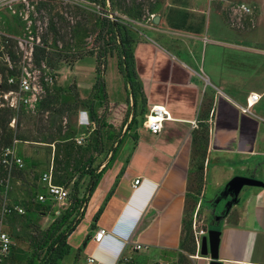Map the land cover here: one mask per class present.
Segmentation results:
<instances>
[{
  "label": "crops",
  "instance_id": "0c3cea01",
  "mask_svg": "<svg viewBox=\"0 0 264 264\" xmlns=\"http://www.w3.org/2000/svg\"><path fill=\"white\" fill-rule=\"evenodd\" d=\"M221 10L207 12L195 1L168 0L165 12L154 14L158 24L135 29V70L146 108L165 106L170 119L157 134L143 128L141 121L119 137L113 158L110 152L96 168H104L103 173L67 238L71 249L61 264H116L124 254L133 264H148L151 258L175 263L183 218L202 205L209 176L220 186V167L228 166L231 175L239 170L264 182V88L234 87L235 66L224 53L255 49L234 40ZM249 92L262 97L244 110ZM203 124L208 138L200 156L193 134ZM201 162L202 172L196 167ZM136 179L139 184L132 187ZM214 221L220 230L221 264H264V187L244 186L237 201ZM98 227L107 230L100 242L93 239ZM136 243L147 249L133 250ZM89 257L94 261L88 262ZM209 262L208 252L190 256L191 264Z\"/></svg>",
  "mask_w": 264,
  "mask_h": 264
},
{
  "label": "rangeland",
  "instance_id": "374dc122",
  "mask_svg": "<svg viewBox=\"0 0 264 264\" xmlns=\"http://www.w3.org/2000/svg\"><path fill=\"white\" fill-rule=\"evenodd\" d=\"M172 1V0H170ZM196 2V6L209 12L218 7L222 10L223 23L233 31L234 40L240 45L251 46L255 51L240 49H225L227 60L235 66L231 76L233 85L239 89L264 88V0H187ZM168 0H0V34L4 37H21L29 41L45 38L50 50L59 54L60 61L57 67L46 66L40 70V80H44L45 93L35 109H21L15 114L13 137L16 136L17 151L23 160L22 177L12 176L9 179V188L5 195L0 192V215L2 202L19 204L24 209L22 214L3 215L0 219L5 230L7 223L8 233L12 236L11 252L5 262L24 264L31 251L30 243L15 236L13 226L23 237H30L36 229H45L57 214L66 211L70 206L72 182L63 185L68 189V199L64 201H49L51 204L48 214L28 212L27 208L33 201L35 194L42 191L39 182L40 173L50 164L65 174L75 169L78 161L91 158V168H99L110 152L116 149V140L127 135L125 123L128 113L133 110L131 96H128L123 77L118 70V56L115 43L102 42L98 33L101 32L99 16L112 14L125 24L133 38H138L135 29H141L143 24L152 23V14L164 13ZM244 4L250 11L239 13L238 7ZM109 18V17H108ZM111 19V18H110ZM113 20V19H112ZM53 25V27L50 25ZM158 24V23H157ZM224 32L223 34H225ZM32 36V40L28 38ZM233 39V38H232ZM10 42V40H9ZM8 42V44H9ZM111 45L112 47H109ZM30 47V44L26 46ZM102 48L107 49L105 67L103 57L99 58ZM33 48V47H32ZM16 52V67L21 65L19 48ZM227 51V52H226ZM6 49L0 51V82L4 80L3 68L8 67L5 60ZM11 65L14 66L11 60ZM97 68L105 80L106 98L103 97L101 87L96 86ZM79 84V86L77 85ZM105 93V92H104ZM260 105L264 108V98ZM1 106V105H0ZM139 107H137L138 111ZM90 110H93L94 117ZM135 110V108H134ZM137 118H140L139 116ZM92 119V120H91ZM97 127V130L95 128ZM134 128L132 127L131 130ZM100 133L102 149L100 153L94 147V141ZM83 136L81 143L77 140ZM48 143L46 141H52ZM125 136L121 142L126 141ZM120 146V148H121ZM0 143V160L2 158ZM119 148V150H120ZM113 149V150H112ZM98 157V158H97ZM108 158V157H107ZM97 159V160H96ZM107 160V159H106ZM222 184L214 185V178L208 177L202 205H196L189 214L196 226L205 229L203 237L208 231L217 229L219 224L214 223V216L220 215L227 206L230 197H222L226 183L233 176L229 174V167H220ZM0 174L4 168L0 165ZM75 178V177H73ZM256 179V178H255ZM259 180V179H258ZM89 179L83 178L80 183V192H85ZM197 195V194H196ZM198 197V196H197ZM195 202V197L192 203ZM190 204V203H189ZM213 215V216H212ZM12 225V226H11ZM168 261V260H167ZM168 261L161 264H173ZM148 264H155L153 258ZM191 264V263H190Z\"/></svg>",
  "mask_w": 264,
  "mask_h": 264
},
{
  "label": "trees",
  "instance_id": "16d2710c",
  "mask_svg": "<svg viewBox=\"0 0 264 264\" xmlns=\"http://www.w3.org/2000/svg\"><path fill=\"white\" fill-rule=\"evenodd\" d=\"M89 1L95 2L99 0ZM102 3H105V0H102ZM99 17L102 21L100 28L101 32L98 33V36L101 38L102 42L105 41V43H107L106 45H108L109 42L110 44L115 43L118 56V70L121 76L123 77L126 87H128V96H131L132 99L131 105L133 106V110L128 113V118H130L125 123V129L126 131H128L131 130L132 127L135 128L139 124V122L142 121L144 115L148 111V109L146 108V99L142 91V85L135 70V61L133 54V43L135 40L129 28L125 24L120 22L119 19L112 20L107 16ZM51 26L53 27L52 24L50 25V27ZM111 45H109V47H112ZM13 48H16V43L13 39H10L9 44L5 46V49L13 63H15L14 66H12L11 68L7 66L3 68V72L6 73L4 80L0 82V91H6L13 88V85L7 83V78L9 76H15L18 72V68L16 67L17 54L15 53L16 51L13 50ZM101 49L102 50L100 51L98 57H103L102 65L103 67H105L104 65L106 63L105 57L107 49L102 47ZM32 54L33 63L38 67L42 63H44L46 66L57 67L56 64L60 61V58L58 56L59 54L50 50L45 38H41L38 44L33 45ZM100 71L101 70L97 68L98 73L96 76V82L94 87H101L103 97L106 98V93H104L105 80L100 74ZM137 107H139L138 111H136ZM90 112L91 116L94 117L93 110H90ZM14 116L15 112L12 109L6 106H0V143L3 147L11 144L14 138V135L12 133L13 130L9 127V123ZM138 116L140 118H137ZM202 127L203 128L197 134H193V146L195 147V150L201 153L200 156H203L205 154L208 138V127L206 126V124H203ZM95 130H97V127L95 128ZM51 140L52 141L46 142L51 143L54 139ZM119 141L120 139L116 140L115 147H117ZM94 147L97 152L102 149V141L100 139L99 132H97V136L94 141ZM114 151L111 152L110 159L113 158ZM91 164V158H88L83 161H78L76 168L71 170L70 172L67 171V167L65 166V174H58L57 172H59V170L57 168H54V181L56 183L68 185L70 182H72V198L70 200L69 208L64 212L57 214L53 222H51L45 229H36L35 232L30 235V237H22L18 231L16 232V228L13 226L15 236L18 239L23 238L24 242L30 243L31 245V251L25 259L24 264H61L63 258L70 252L71 247L67 242V238L70 233L75 229L76 225L79 223L80 218L83 214L81 209L87 202L92 191L95 189L104 169L102 168L100 171L97 172L96 168H91ZM196 167L197 170H200V172H202L203 163H199V165H197ZM22 174V169H15L13 171L14 177H22ZM86 176H88L89 182L88 185L85 187V192L81 193L80 183L81 180ZM199 176L202 177L201 174ZM30 203V206L27 208L28 212L34 211L38 214L43 215L48 214V211L51 207L49 201L45 203L31 201ZM101 210L102 208H100L99 211L95 214V218L99 215ZM8 216L10 217V215ZM191 221L192 220L190 218H187L186 215L185 218H183L179 247L180 250L177 253V259L174 264H190V256L196 254L191 228ZM7 225L10 227L9 222L7 223ZM7 225L5 227L6 231L8 230ZM12 263L14 262L9 261L4 262L3 264Z\"/></svg>",
  "mask_w": 264,
  "mask_h": 264
},
{
  "label": "built area",
  "instance_id": "2783aa9c",
  "mask_svg": "<svg viewBox=\"0 0 264 264\" xmlns=\"http://www.w3.org/2000/svg\"><path fill=\"white\" fill-rule=\"evenodd\" d=\"M239 13H248L250 9L242 4L238 7ZM108 17L115 19L112 14H108ZM153 17V14H152ZM32 40V36H28ZM13 39L16 43V48H19L18 55L21 56V65L18 67V72L15 76H9L7 83L13 85V88L0 91V105L6 106L12 109L15 114H18L21 109H35L38 103L41 101L44 90V80H51L50 77H44L40 80V70L45 68L46 65L42 63L39 67L33 63V45L38 44L40 40L29 41L26 38L21 37H4L0 34V51L5 49L9 40ZM30 44V47L26 46ZM5 60L8 62V67L11 68V61L8 54H5ZM262 94L257 92H249L246 97V104L244 110H249L261 99ZM16 116V115H15ZM15 116L11 119L9 125L14 127ZM170 119L169 112L162 105L151 106L142 120V127L149 130L151 133L157 134L162 130L163 123ZM194 124V122H193ZM83 136L80 137L77 142L81 143ZM18 140L13 138L12 143L2 148V158L0 165L4 170L0 174V192H4L5 195L9 188V179L13 176L15 169H21L23 166V160L19 156L17 151ZM39 182L42 186V191L35 194L33 201L45 203L47 201H64L68 199V189L54 181V165L50 164L44 171L40 173ZM139 184V179L134 180L132 187H136ZM24 209L19 204H10L5 201L2 202L1 218L3 215L22 214ZM3 222L0 219V264H3L8 258L11 247L13 244L12 237L8 231L2 228ZM193 240L195 244L196 252L200 251L202 236L206 233L205 229L196 226L195 220L191 223ZM107 234V230L103 227H98L94 234L93 239L96 242H100ZM147 246L142 244H134L133 250H146ZM94 259L89 257L88 262H93ZM116 264H133V260L130 256L124 254L117 258ZM161 264V263H155Z\"/></svg>",
  "mask_w": 264,
  "mask_h": 264
},
{
  "label": "water",
  "instance_id": "95a60500",
  "mask_svg": "<svg viewBox=\"0 0 264 264\" xmlns=\"http://www.w3.org/2000/svg\"><path fill=\"white\" fill-rule=\"evenodd\" d=\"M159 21L158 15H153L152 23L157 24ZM244 186H261L264 187V182L248 176H233L225 185L224 190L220 194L222 197H230L227 202L225 211H228L233 203L237 201L238 194ZM218 219V218H216ZM220 230L211 229L208 231L207 237H202L200 252L202 254L209 253V264H221L218 260Z\"/></svg>",
  "mask_w": 264,
  "mask_h": 264
},
{
  "label": "flooded vegetation",
  "instance_id": "af4514ba",
  "mask_svg": "<svg viewBox=\"0 0 264 264\" xmlns=\"http://www.w3.org/2000/svg\"><path fill=\"white\" fill-rule=\"evenodd\" d=\"M224 215H225V211L221 212L220 215H218V216H214L213 220H216V218H220V217L222 218ZM214 222H216V221H214Z\"/></svg>",
  "mask_w": 264,
  "mask_h": 264
}]
</instances>
